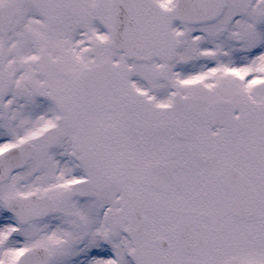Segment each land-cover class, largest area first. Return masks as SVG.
Returning a JSON list of instances; mask_svg holds the SVG:
<instances>
[{"label":"snow or ice","instance_id":"snow-or-ice-1","mask_svg":"<svg viewBox=\"0 0 264 264\" xmlns=\"http://www.w3.org/2000/svg\"><path fill=\"white\" fill-rule=\"evenodd\" d=\"M0 264H264V0H0Z\"/></svg>","mask_w":264,"mask_h":264}]
</instances>
